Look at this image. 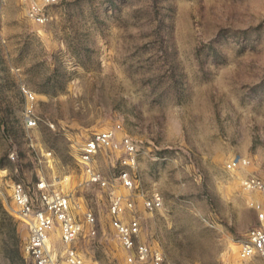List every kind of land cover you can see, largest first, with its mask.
Listing matches in <instances>:
<instances>
[{
  "label": "rangeland",
  "instance_id": "374dc122",
  "mask_svg": "<svg viewBox=\"0 0 264 264\" xmlns=\"http://www.w3.org/2000/svg\"><path fill=\"white\" fill-rule=\"evenodd\" d=\"M24 13L20 0H0V264H31L15 182L35 205L40 182L69 198L86 264H125L108 193L85 183L79 162L83 143L116 125L138 145L141 242L165 264H264L238 255L257 224L248 202L262 199L240 180L264 181V0H58L45 25ZM23 88L34 95L32 129ZM122 157L99 151L93 166L125 194ZM233 157L250 167L227 170ZM138 189L158 193L161 208L145 211ZM49 242L63 249L56 224Z\"/></svg>",
  "mask_w": 264,
  "mask_h": 264
},
{
  "label": "built area",
  "instance_id": "2783aa9c",
  "mask_svg": "<svg viewBox=\"0 0 264 264\" xmlns=\"http://www.w3.org/2000/svg\"><path fill=\"white\" fill-rule=\"evenodd\" d=\"M24 5L25 17L37 25H45L50 19V8L58 0H20ZM27 105L22 112L25 129L37 126L39 118L34 111V95L22 89ZM120 125L92 134L80 148L79 162L85 183L95 185L108 193L109 225L114 231L123 252L125 264H165L161 253L149 244L141 242V216L136 214V200L132 193L137 189L134 173L137 168L138 145L128 135L118 136ZM99 151H122L121 170L117 179L126 193H121L110 184L104 175L93 166V160ZM13 159V154L9 155ZM247 157H233L225 162L229 171L246 170L250 167ZM244 191L253 192L261 200L250 199L248 205L254 210L257 224L250 228L246 240L239 244L238 255L241 260L254 256H264V181L249 172L240 180ZM36 200L33 203L29 191L23 183L15 182L11 189V199L16 217L27 229V239L23 252L31 264H86L74 247V242L82 234L84 227L71 212L69 198L56 190H49L44 183H37ZM137 198L145 211L152 213L160 209L162 200L158 193L147 196L141 189L136 191ZM137 200V201H138ZM129 215V218L126 217ZM84 221L89 225L91 234L95 233V218L85 211ZM59 228L63 249L59 252L50 247L49 233Z\"/></svg>",
  "mask_w": 264,
  "mask_h": 264
}]
</instances>
